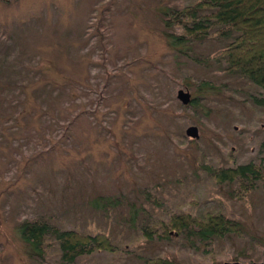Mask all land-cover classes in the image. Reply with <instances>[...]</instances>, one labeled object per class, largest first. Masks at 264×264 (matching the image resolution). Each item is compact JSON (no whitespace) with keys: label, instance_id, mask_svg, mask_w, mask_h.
I'll use <instances>...</instances> for the list:
<instances>
[{"label":"rangeland","instance_id":"obj_1","mask_svg":"<svg viewBox=\"0 0 264 264\" xmlns=\"http://www.w3.org/2000/svg\"><path fill=\"white\" fill-rule=\"evenodd\" d=\"M168 2L0 0V36L8 40L0 38V69L15 71L12 77L0 74L2 81L14 80L0 103V264H41L17 233L30 218L110 236L114 254L95 253L78 264H147L157 257L180 264L264 260V185L238 196L236 188L218 185L205 172L208 166L264 163V107L249 94L259 91L236 82L227 99L212 93L200 95L195 108L183 106L179 90L195 98L193 85L201 79L234 80L222 63L203 66L169 49L159 13ZM191 43L185 51L204 60H214L221 47L212 40ZM44 64L76 85L57 89L55 77L45 79ZM39 78L49 83L35 87ZM22 82L31 88V109L16 124L12 111L22 104ZM75 117L71 129H61ZM190 126L199 128L200 139L178 146L174 136ZM57 140L60 146L52 147ZM98 196L120 198L121 205L96 210L91 201ZM198 203L224 211L244 234L215 240L208 253L204 245L190 249L185 238L141 237L149 221ZM221 249L227 253L221 256Z\"/></svg>","mask_w":264,"mask_h":264},{"label":"trees","instance_id":"obj_2","mask_svg":"<svg viewBox=\"0 0 264 264\" xmlns=\"http://www.w3.org/2000/svg\"><path fill=\"white\" fill-rule=\"evenodd\" d=\"M168 5L159 12L163 21V37L170 50H174L177 55L192 57V61L203 66H208V61L222 63L225 66V73L233 76V80L228 82L211 81L201 79L195 82L198 96L193 98L192 103L185 106L189 109L195 108L199 96L210 98V94H217L219 98L227 99L230 85L236 82L245 83V87L252 86L259 91V96L250 94V98L257 106L264 107V0H170ZM174 4L176 6L171 5ZM106 12V10H105ZM91 27L87 29L90 35ZM99 32V30H98ZM1 33V31H0ZM101 36V34H99ZM96 37V38H95ZM93 36V39H97ZM7 42L4 34L0 36ZM214 41L215 45H220L218 54L209 55L205 60L191 56L185 48H190L192 41L203 45L207 41ZM46 67V64H44ZM156 68V67H155ZM37 69V68H36ZM39 69V67H38ZM47 69V67H46ZM157 69V68H156ZM43 74L45 79L54 78L56 88L62 91L72 89L76 83L67 81L63 72L59 68H52ZM48 72V74H47ZM12 72L7 75L3 69L0 74L12 77ZM61 74V75H60ZM52 76V77H50ZM237 76L240 80L235 79ZM4 77V76H3ZM7 79V78H6ZM37 79L35 87L42 83H49ZM72 83V84H71ZM12 82L0 80V103L3 101L2 91L11 89ZM33 86V83L31 84ZM18 93L21 97V106H16L12 111L13 119L24 121L30 114L31 88L22 82L17 85ZM243 87V86H241ZM29 88V89H28ZM33 88V87H32ZM21 101H19L21 103ZM77 117L70 120V125L61 127L62 130L71 129L77 122ZM20 123V128H22ZM62 136L58 138L61 139ZM64 138V137H63ZM62 138V140H63ZM176 143L180 147L188 145L191 139L185 134L175 135ZM62 140L54 142L52 147H58ZM199 140V139H198ZM207 174L220 186L236 188L238 196H245L254 192L259 185H264V163L252 162L240 164L229 168L206 167ZM229 195V194H228ZM93 208L106 213L121 205L120 198L98 196L91 201ZM204 204H196L194 210L185 209L177 213L168 215L166 219H159L155 222H148L145 227L140 228L141 237L150 242L154 240L170 241L173 238H185L190 249H196L204 245V251L208 253V246L215 240L223 239L231 234L243 235L242 224L227 216L224 211L215 207L203 208ZM17 233L27 247V253L31 259L41 264H48L49 259L56 257L58 264H78L79 260L89 257L95 253L109 252L115 253V245L106 232L89 233L76 229H62L40 218H30L23 220L18 225ZM227 253L226 249H221V256ZM212 260H217L218 255L213 253ZM206 258H209L207 256ZM236 257L235 260L239 259ZM147 264H180L178 260L157 257L148 260ZM221 264V263H219Z\"/></svg>","mask_w":264,"mask_h":264},{"label":"water","instance_id":"obj_3","mask_svg":"<svg viewBox=\"0 0 264 264\" xmlns=\"http://www.w3.org/2000/svg\"><path fill=\"white\" fill-rule=\"evenodd\" d=\"M177 99L181 102V104L183 106H188L192 103V96L189 92L185 91V90H179L177 92ZM186 136L191 138V139H200V130L197 126H190L187 130H186ZM225 264H242L239 262H226ZM254 264H264V260L263 262L260 263H254Z\"/></svg>","mask_w":264,"mask_h":264},{"label":"flooded vegetation","instance_id":"obj_4","mask_svg":"<svg viewBox=\"0 0 264 264\" xmlns=\"http://www.w3.org/2000/svg\"><path fill=\"white\" fill-rule=\"evenodd\" d=\"M263 262V261H262ZM260 263V262H259ZM254 264V263H253Z\"/></svg>","mask_w":264,"mask_h":264}]
</instances>
